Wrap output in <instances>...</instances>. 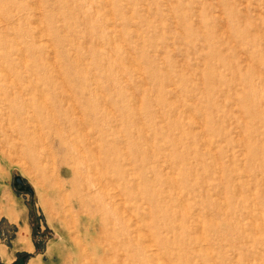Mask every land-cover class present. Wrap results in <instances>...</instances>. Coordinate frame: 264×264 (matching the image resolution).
<instances>
[{
    "label": "rangeland",
    "instance_id": "1",
    "mask_svg": "<svg viewBox=\"0 0 264 264\" xmlns=\"http://www.w3.org/2000/svg\"><path fill=\"white\" fill-rule=\"evenodd\" d=\"M0 3V258L264 264V0Z\"/></svg>",
    "mask_w": 264,
    "mask_h": 264
},
{
    "label": "crops",
    "instance_id": "2",
    "mask_svg": "<svg viewBox=\"0 0 264 264\" xmlns=\"http://www.w3.org/2000/svg\"><path fill=\"white\" fill-rule=\"evenodd\" d=\"M21 242L27 243V245L29 246L28 242L25 241L24 239H22ZM11 263H13V261ZM11 263H8V264H11ZM0 264H7V262L5 260H3L2 258H0Z\"/></svg>",
    "mask_w": 264,
    "mask_h": 264
},
{
    "label": "bare ground",
    "instance_id": "3",
    "mask_svg": "<svg viewBox=\"0 0 264 264\" xmlns=\"http://www.w3.org/2000/svg\"><path fill=\"white\" fill-rule=\"evenodd\" d=\"M1 4V3H0Z\"/></svg>",
    "mask_w": 264,
    "mask_h": 264
}]
</instances>
